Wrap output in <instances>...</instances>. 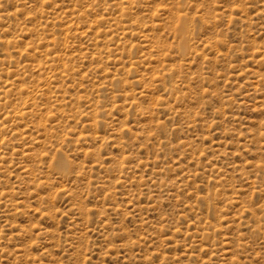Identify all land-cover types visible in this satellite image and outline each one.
Returning a JSON list of instances; mask_svg holds the SVG:
<instances>
[{"label":"rangeland","instance_id":"374dc122","mask_svg":"<svg viewBox=\"0 0 264 264\" xmlns=\"http://www.w3.org/2000/svg\"><path fill=\"white\" fill-rule=\"evenodd\" d=\"M0 264H264V0H0Z\"/></svg>","mask_w":264,"mask_h":264}]
</instances>
